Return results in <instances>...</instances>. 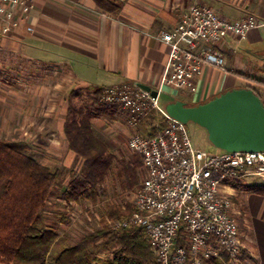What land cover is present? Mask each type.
Here are the masks:
<instances>
[{
	"label": "built area",
	"instance_id": "obj_1",
	"mask_svg": "<svg viewBox=\"0 0 264 264\" xmlns=\"http://www.w3.org/2000/svg\"><path fill=\"white\" fill-rule=\"evenodd\" d=\"M35 0H0L2 39L29 21ZM263 23L252 13L231 20L205 2L190 4L171 29L157 38L168 46V58L158 96L136 84L122 83L102 89L99 100L126 115L133 132L128 146L142 163L143 179L133 198L132 214L111 220L112 228L144 227L158 264H207L225 253L240 264L244 243L234 204L222 188L233 182L264 178V151L210 152L193 145L187 123L170 117L160 105L163 86L196 91L204 63L223 67L219 46L227 36L240 41ZM154 110L165 116L164 128L143 134L135 126ZM181 232L184 243H176Z\"/></svg>",
	"mask_w": 264,
	"mask_h": 264
},
{
	"label": "crops",
	"instance_id": "obj_2",
	"mask_svg": "<svg viewBox=\"0 0 264 264\" xmlns=\"http://www.w3.org/2000/svg\"><path fill=\"white\" fill-rule=\"evenodd\" d=\"M112 1L117 11L105 10L94 0H35L29 21L33 31H26L22 23L13 35L2 39L1 51L20 50V55L33 62L60 68L69 79L71 92L76 88L88 94L95 88L122 83L158 89L168 58V46L157 38L158 33L171 29L190 4L205 2L231 20L252 13L263 24L251 29L240 41L230 36L222 40L219 46L225 56L224 66L204 63L203 72L196 79V91L163 86L159 102L163 95V105L175 98L198 105L227 90L245 87L253 89L264 103V53L254 49L264 42V0ZM40 54L45 58H39ZM62 109L60 127L63 131L68 106ZM119 115L126 116L119 112L113 119ZM98 119L100 117L91 119L95 131ZM139 124L143 126L146 122L141 120ZM141 129L144 132V128ZM251 184L264 185V180L233 182L222 191L232 199L243 232L240 264H264V194L248 190L246 186ZM108 248L107 258H111L115 247ZM52 258L46 264H53ZM207 264H230V260L222 253Z\"/></svg>",
	"mask_w": 264,
	"mask_h": 264
},
{
	"label": "trees",
	"instance_id": "obj_3",
	"mask_svg": "<svg viewBox=\"0 0 264 264\" xmlns=\"http://www.w3.org/2000/svg\"><path fill=\"white\" fill-rule=\"evenodd\" d=\"M105 10L117 11L112 0H94ZM102 88H95L75 107L68 97L67 115L63 124L68 149L82 158L78 176L64 188L67 202L95 198V188L111 169L123 188L136 187L140 181L141 160H118L107 143L92 127L91 119L114 117L117 109L99 100ZM165 116L148 135L166 125ZM62 169L38 161L25 140L0 138V264H46L52 246L58 241L57 230L40 225L42 214L56 188ZM246 188L264 194V185ZM134 210L131 203L122 208L106 203L99 228L83 235L76 243L64 246L53 258V264H158L145 229L139 225L112 228L111 220L128 218ZM100 240V242H98ZM176 243H184L181 232ZM114 246L111 258L97 256L96 249Z\"/></svg>",
	"mask_w": 264,
	"mask_h": 264
},
{
	"label": "rangeland",
	"instance_id": "obj_4",
	"mask_svg": "<svg viewBox=\"0 0 264 264\" xmlns=\"http://www.w3.org/2000/svg\"><path fill=\"white\" fill-rule=\"evenodd\" d=\"M254 49L264 53V42ZM19 53L20 50L14 51L11 48L6 52L0 50V138L25 140L31 146V154L38 161L62 169L55 191L48 201V208L44 210L40 220L41 226L53 228L59 233V239L50 251V261L63 244L76 243L83 235L99 228L100 215L106 203H117L122 208L129 203L133 205L135 192L143 179V167L141 164L138 168L140 181L136 187L123 188L115 170L111 169L96 186L93 200L81 198L78 202H67L63 198L64 188L73 177L79 175L82 158L68 149L60 127L62 106L67 107L68 97H72L77 107L81 104V99H86L87 94L76 88L71 92L69 79L60 68L33 62ZM43 56L38 55L41 59L45 58ZM164 98L163 95L160 97L163 110ZM119 112L122 111H116V114ZM125 117L119 115V119L115 120L109 116L100 117L95 128L116 159L133 161L139 159V156L128 146V139L134 130ZM160 120L161 114L152 110L142 119L146 124L140 126V121L135 128L146 134ZM187 126L195 147L210 152L221 151L209 141L204 127L191 121ZM96 253L107 258L110 249L102 246L96 249Z\"/></svg>",
	"mask_w": 264,
	"mask_h": 264
},
{
	"label": "water",
	"instance_id": "obj_5",
	"mask_svg": "<svg viewBox=\"0 0 264 264\" xmlns=\"http://www.w3.org/2000/svg\"><path fill=\"white\" fill-rule=\"evenodd\" d=\"M141 87L158 96L157 89ZM163 106L170 117L204 127L209 141L221 150L264 151V103L251 88L227 90L198 105L175 98Z\"/></svg>",
	"mask_w": 264,
	"mask_h": 264
}]
</instances>
